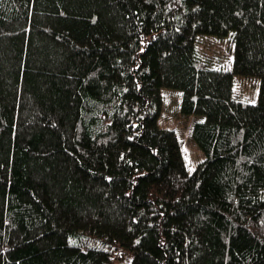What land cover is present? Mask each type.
Here are the masks:
<instances>
[{
    "label": "trees",
    "instance_id": "16d2710c",
    "mask_svg": "<svg viewBox=\"0 0 264 264\" xmlns=\"http://www.w3.org/2000/svg\"><path fill=\"white\" fill-rule=\"evenodd\" d=\"M209 36H230V70L200 60ZM163 89L202 117L192 172ZM125 253L264 264V0H0V264Z\"/></svg>",
    "mask_w": 264,
    "mask_h": 264
},
{
    "label": "rangeland",
    "instance_id": "374dc122",
    "mask_svg": "<svg viewBox=\"0 0 264 264\" xmlns=\"http://www.w3.org/2000/svg\"><path fill=\"white\" fill-rule=\"evenodd\" d=\"M197 54L202 62L210 68L231 69L233 45L230 36L204 37L196 46ZM259 93V81L256 78L234 76L233 95L236 99L256 103ZM164 104L158 117V124L162 128L173 129L185 158L188 172H192L205 159L204 154L191 138L194 123L202 120L199 115L184 116L179 112L181 92L175 89H163ZM131 255L125 253L123 258L114 264H130Z\"/></svg>",
    "mask_w": 264,
    "mask_h": 264
}]
</instances>
